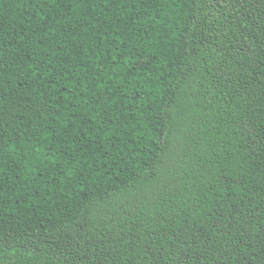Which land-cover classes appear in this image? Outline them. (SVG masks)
I'll return each instance as SVG.
<instances>
[{
    "label": "trees",
    "instance_id": "trees-1",
    "mask_svg": "<svg viewBox=\"0 0 264 264\" xmlns=\"http://www.w3.org/2000/svg\"><path fill=\"white\" fill-rule=\"evenodd\" d=\"M0 264H264V0H0Z\"/></svg>",
    "mask_w": 264,
    "mask_h": 264
}]
</instances>
